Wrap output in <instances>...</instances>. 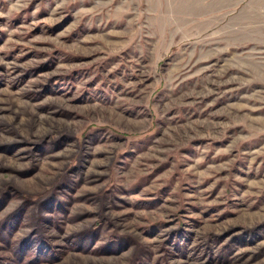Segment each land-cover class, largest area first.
<instances>
[{
  "label": "rangeland",
  "instance_id": "1",
  "mask_svg": "<svg viewBox=\"0 0 264 264\" xmlns=\"http://www.w3.org/2000/svg\"><path fill=\"white\" fill-rule=\"evenodd\" d=\"M0 264H264V0H0Z\"/></svg>",
  "mask_w": 264,
  "mask_h": 264
}]
</instances>
